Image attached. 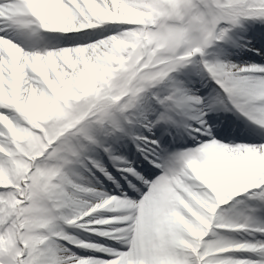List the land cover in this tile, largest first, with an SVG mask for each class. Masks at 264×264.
Segmentation results:
<instances>
[{
  "label": "snow or ice",
  "instance_id": "6c2138e0",
  "mask_svg": "<svg viewBox=\"0 0 264 264\" xmlns=\"http://www.w3.org/2000/svg\"><path fill=\"white\" fill-rule=\"evenodd\" d=\"M254 24L264 0H0V264H264Z\"/></svg>",
  "mask_w": 264,
  "mask_h": 264
},
{
  "label": "rangeland",
  "instance_id": "374dc122",
  "mask_svg": "<svg viewBox=\"0 0 264 264\" xmlns=\"http://www.w3.org/2000/svg\"><path fill=\"white\" fill-rule=\"evenodd\" d=\"M259 27L260 28L264 27V25L256 24V26H249L248 32H250V33L247 32L248 34L247 33L244 34V36L252 39V43L256 47H261V43L257 39H255V36H254L255 30L259 29ZM249 55H254L257 58L256 61H258V62L261 60V58L257 55V53L248 51L246 49L237 50L236 54L232 58L233 59H239V60H246V59H249V57H248Z\"/></svg>",
  "mask_w": 264,
  "mask_h": 264
},
{
  "label": "bare ground",
  "instance_id": "6f19581e",
  "mask_svg": "<svg viewBox=\"0 0 264 264\" xmlns=\"http://www.w3.org/2000/svg\"><path fill=\"white\" fill-rule=\"evenodd\" d=\"M250 26H256V24H254V25H250ZM248 30H249V29H248ZM247 32H248V31H247ZM247 32H246V33H247ZM246 33H243V35L246 34ZM248 33H250V32H248ZM248 33H247V34H248ZM248 57H249V59H255V60H257L256 57H255L254 55H249Z\"/></svg>",
  "mask_w": 264,
  "mask_h": 264
}]
</instances>
